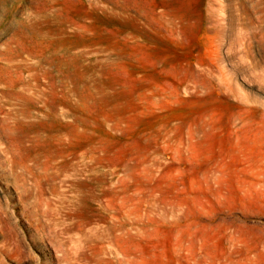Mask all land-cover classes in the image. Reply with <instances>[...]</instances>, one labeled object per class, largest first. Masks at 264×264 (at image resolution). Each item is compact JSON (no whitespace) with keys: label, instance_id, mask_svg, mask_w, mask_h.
Instances as JSON below:
<instances>
[{"label":"rangeland","instance_id":"obj_1","mask_svg":"<svg viewBox=\"0 0 264 264\" xmlns=\"http://www.w3.org/2000/svg\"><path fill=\"white\" fill-rule=\"evenodd\" d=\"M242 193L264 201V0H0V264H125L95 234L120 220L138 264H195L188 229L247 261Z\"/></svg>","mask_w":264,"mask_h":264},{"label":"bare ground","instance_id":"obj_2","mask_svg":"<svg viewBox=\"0 0 264 264\" xmlns=\"http://www.w3.org/2000/svg\"><path fill=\"white\" fill-rule=\"evenodd\" d=\"M208 171L209 170H207L206 172H208ZM110 175L113 177L115 175V172L110 171ZM256 184H257V182H256ZM94 200L98 201L99 206L103 207L102 203H100V195L94 196ZM236 200H237V204L234 205V208L239 209L244 213L250 211L251 209L254 210L255 205L258 202L264 203V201H262L261 198H259V197H257V199H250V197L247 195V193H242V195L241 194L238 195L236 197ZM224 203H222V204H224ZM103 205H106V204L103 203ZM110 216H111V214H110ZM128 222H129V224H134L133 218L131 217L130 221H128ZM96 224H98V223H96ZM96 226H98V225H96ZM96 232L97 233H95V234H96V237L98 238V240H105V242H106L105 243L106 245L103 247L102 252L106 255L111 254L112 255L111 257H113L116 260V262H121V263H125V264H138V262L143 261L145 259V256H146L145 251H137V250H130V249H128L127 251H122L121 246H119V241L122 239L131 240L132 238L137 237L139 240H146V238L148 237V232L143 226L126 227L125 226V220H120V221H118V223H116V225H115V222L113 221L107 228L100 229V232H98V231H96ZM204 238L205 237L201 236L197 231H195L193 229H188V231H186L185 233L181 234L178 237V243L179 244L176 247V253H179L180 250L185 248V249H187L188 254L192 257V259H194V261L196 260L195 264H212V261H211L212 259L208 260L209 259V254H208L209 252H208L207 248H205V246H204L205 245ZM185 240L188 241L187 245H185V243L183 242ZM148 243L149 242H147V244ZM86 245H84V246H86ZM224 245H225V243H224ZM75 246H76V244H75ZM99 247H101V246H99ZM235 247L236 246L233 244L232 248L231 247L225 248V251L223 252V254L225 255L224 264H264V257H261V254L264 255V244L260 245V249L258 248V245L254 246V249H256L257 254L255 257H251L247 261L234 260L233 256L237 252H240V254L249 255L253 249L245 247V248H240V250H238V248L237 247L235 248ZM84 249H86V248H84ZM242 251H244V252H242ZM97 255H98V253H97ZM77 262L80 263L79 261H77ZM97 263H98V260H97Z\"/></svg>","mask_w":264,"mask_h":264}]
</instances>
